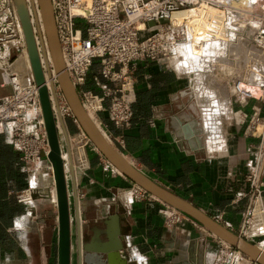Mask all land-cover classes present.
I'll return each instance as SVG.
<instances>
[{
  "label": "crops",
  "instance_id": "obj_1",
  "mask_svg": "<svg viewBox=\"0 0 264 264\" xmlns=\"http://www.w3.org/2000/svg\"><path fill=\"white\" fill-rule=\"evenodd\" d=\"M95 73L93 67L89 78ZM186 78L184 73L158 64L139 63L130 126L116 130L102 112L94 120L135 169L237 234L253 186L260 188L264 200V104L240 102L229 85L222 88L227 89L224 93L217 88L216 95L211 91V95L196 99ZM84 89L98 92L91 82ZM256 117L262 125L255 131L249 126ZM198 118L199 134L191 125ZM69 121H65L68 137L76 131ZM186 126L190 132L187 138ZM85 170L78 187L82 247L93 249L84 253L93 264H106L103 250L111 242L118 255L113 264H214L200 250L201 244L195 247L189 240L190 230L198 227L184 223L167 228L157 199H133L123 205L120 191L132 183L116 176V170L99 154ZM24 173L19 153L7 135L0 134V214L2 206H13L9 213L13 220L6 231L13 228L18 216L17 194L26 185ZM249 178H254V183L248 182ZM71 197L68 191L70 219L74 221ZM253 243H262L264 249V237ZM71 246L70 264H78L80 252L72 225ZM198 252L202 255L197 256Z\"/></svg>",
  "mask_w": 264,
  "mask_h": 264
},
{
  "label": "built area",
  "instance_id": "obj_2",
  "mask_svg": "<svg viewBox=\"0 0 264 264\" xmlns=\"http://www.w3.org/2000/svg\"><path fill=\"white\" fill-rule=\"evenodd\" d=\"M237 2L238 0H50L64 69L85 111L91 112L94 118L97 113H106L113 127L123 131L130 126L133 117L134 74L137 64H158L177 73L204 71L197 67L194 60L197 57L195 48L201 44L194 37L201 36V33L193 31V27L187 23L189 18L184 17L180 23L174 22L175 16L181 12L193 11L200 19L204 17L207 25L212 24L213 30L224 28L234 38L244 37L253 51L259 56L263 55L264 0H251L246 9L235 7ZM209 9L216 11L215 16L208 17ZM234 11L239 12L242 18L232 17ZM244 19L254 24L250 33L242 23ZM207 35L212 36L210 33ZM21 36V24L13 1L0 0V89H10L8 95L0 97V134L7 135L9 144L19 153L20 161L27 166L29 162L41 158L42 153L47 154L48 146L38 88L34 82L24 84L9 59L10 47L19 42ZM93 67H96V73L89 78ZM257 68L260 73H251L248 80L244 76L245 72L233 77V94L240 102L255 100L264 104V62L261 58ZM52 76L62 117L71 120L89 141L72 115L53 72ZM88 82L95 83L98 92L85 90ZM193 86L194 84L189 85L191 89ZM53 112L55 115L54 110ZM211 112L213 113L212 110ZM258 124L260 118L256 117L249 127L255 130ZM247 181L254 183V178ZM129 193L130 199L125 194L121 197L123 205L129 204L133 199H154L136 185H132ZM251 197L238 233L248 242L264 237V200L260 188L253 186ZM160 204L167 228L183 224L187 220L181 212L162 202ZM219 242L224 249L233 252L230 264H237L243 259L239 252L220 240ZM256 245L264 250L262 243Z\"/></svg>",
  "mask_w": 264,
  "mask_h": 264
},
{
  "label": "water",
  "instance_id": "obj_3",
  "mask_svg": "<svg viewBox=\"0 0 264 264\" xmlns=\"http://www.w3.org/2000/svg\"><path fill=\"white\" fill-rule=\"evenodd\" d=\"M17 11L21 29L23 31V38L26 46V52L33 74V80L38 88V99L41 108V116L43 119L44 131L47 139L48 152L41 154L45 157L52 169V177L54 180L55 195H56V264H70L71 262V223L70 208L67 194V182L65 178L64 161L62 160L61 140L59 137V128H61L64 143L66 146V153L69 161L70 182L73 196V210H74V226L76 235V244L80 252V259L78 264H93L89 258L84 255L91 252L93 249H83L82 247V232H81V215L79 210L78 187L81 177L77 176L75 181L73 175L72 152L69 143V137L65 127V121L62 118L59 102L57 100V93L55 85L50 83V93L45 88L44 71L50 77L51 68L46 63V50L43 46V38L47 40L48 52L50 54L52 69L56 75L57 86L60 88L72 115L76 119L80 129L87 136L89 141L99 152L101 156L123 177L129 180L132 184L140 187L146 193L157 199L158 201L174 208L175 210L186 215L205 230L226 243L228 246L239 252L248 262L252 264H264V251L256 244L248 242L247 240L236 235L226 227L207 216L201 210L193 206L188 201L182 199L178 195L172 193L166 188L158 185L139 170L135 169L125 157L114 147L107 142L100 130L96 127L94 122L89 119L84 110L79 95L72 85L65 69L64 64L60 61V45L56 34L54 25L52 7L50 0H12ZM29 3V5L27 4ZM30 8V9H29ZM39 10L42 18V25L44 32L40 30V23L38 21ZM31 12V13H30ZM32 14V18L31 15ZM33 20V23H31ZM34 24V27H33ZM152 25V24H150ZM44 33V34H43ZM36 38L39 41V48L36 43ZM40 49V53H39ZM40 55L44 59V70L40 63ZM193 75L189 74V85H193ZM50 94L55 109L56 117L52 111V104L50 101ZM57 120V121H56ZM191 125L197 128V133H201V120L198 118L196 122H191ZM190 132L186 126L185 137L187 138ZM37 197L41 199H50V195H40L37 192H31V198L35 200ZM114 242H111L104 250L107 261L106 264H113L117 258V248ZM120 257V256H119Z\"/></svg>",
  "mask_w": 264,
  "mask_h": 264
},
{
  "label": "rangeland",
  "instance_id": "obj_4",
  "mask_svg": "<svg viewBox=\"0 0 264 264\" xmlns=\"http://www.w3.org/2000/svg\"><path fill=\"white\" fill-rule=\"evenodd\" d=\"M251 0H238V5L236 4L235 7L246 9L249 5ZM255 2V1H254ZM256 3V2H255ZM29 5V3L27 2ZM36 5V4H35ZM30 9V8H29ZM38 12V11H37ZM32 18V14L30 15ZM34 27V24H33ZM42 31V30H41ZM38 41V39L36 40ZM46 42V41H45ZM43 40V46L45 45L46 50V63L51 66L50 56L48 54V48H46V43ZM40 50V49H39ZM40 53V51H39ZM9 59L11 64L17 61L21 66L19 67V72L21 73V81L24 84H28L30 82H34L31 68L28 65L27 60V52L25 42L23 40V36L19 42L14 43L10 47L9 51ZM40 61L43 63L44 66V59L40 55ZM46 74V72H44ZM189 74L193 75V83L194 86L192 87V92L197 95L196 99L198 98H205L207 94L211 95V91H213L216 95L217 88H220V92H226L228 89V85L231 86L233 82V77L241 76L243 71L239 69V66H226L224 68L214 67L210 71H202L196 73H184L187 77V82L189 85ZM227 87L224 91L222 88ZM214 89V90H211ZM50 91V90H49ZM10 93V89L8 87L0 89V97L8 95ZM212 93V94H214ZM228 92L226 93V95ZM52 109L54 110L52 98ZM58 100V99H57ZM63 103V102H61ZM204 103V102H203ZM206 106V105H205ZM197 112L199 116H201V109L197 107ZM216 113V112H215ZM218 114V113H217ZM91 115V114H90ZM56 117V114L54 115ZM92 116V115H91ZM93 117V116H92ZM64 118V117H62ZM91 118V117H90ZM63 120L68 123V119L65 117ZM57 121V120H56ZM71 123L72 128L76 131L72 132L69 135V143L72 152V160L75 163L77 162V166L81 169L80 177L83 176L85 169L90 166V160L94 158V156L99 154V152L95 149L90 141H87L81 134L78 127ZM262 121H260L261 124ZM99 129L101 127L99 124H96ZM57 126L59 129V137L61 140V148L63 151V159H66V146L64 143V137L59 128V124L57 122ZM260 128V127H259ZM102 130V129H101ZM263 130V129H262ZM103 134V130L101 131ZM81 135V136H79ZM106 136V135H105ZM87 138V136L85 135ZM88 139V138H87ZM107 142L111 144L112 147L115 148L114 144L109 141L108 137L106 136ZM79 149V150H78ZM116 149V148H115ZM80 152V154L78 153ZM65 153V154H64ZM80 157H78L79 155ZM100 155V154H99ZM101 156V155H100ZM103 158V156H101ZM65 163V162H64ZM83 165L84 167H81ZM24 174L26 175V185L22 187V191L18 192L17 194V202L18 208L17 213L18 216L14 219L13 228L7 231H3V226L5 225L6 220H1V228L0 232V264H56V233H52V228L56 225V207H55V195H54V184H53V177H52V170L48 160L45 157H41L39 159H35L27 166L23 164ZM67 175V185L68 191L70 196H72V189H71V182L69 177V171L66 170ZM116 176L123 177L120 173H116ZM134 185V184H132ZM123 188L121 192V196H123L126 192H129L132 188ZM33 188V189H32ZM37 192L40 195L50 194V199H41L37 197L35 200L31 201H24V196L26 192ZM31 195V193H30ZM72 198V197H71ZM73 199V198H72ZM71 199V200H72ZM71 210H73V200ZM2 212L9 215L12 209L9 206H2ZM161 213L164 220V213L161 209ZM186 221L184 223H190L192 226L198 227L195 230H190V241L193 246L198 247V244H201L200 250L205 251V257L208 262H212L214 264H230L231 258L233 256L232 251H228L224 249V246L221 245L219 239L214 237L211 233L205 230L201 225L187 217L186 215L182 214ZM13 220V219H12ZM74 226V221L71 223ZM25 235V236H24ZM236 235H239L238 233ZM24 237V238H23ZM74 238V234H73ZM253 243L252 241H250ZM254 244V243H253ZM197 256H201L202 253L198 252ZM243 259L239 260L237 264H249L248 260H246L242 255ZM252 264V263H251Z\"/></svg>",
  "mask_w": 264,
  "mask_h": 264
},
{
  "label": "bare ground",
  "instance_id": "obj_5",
  "mask_svg": "<svg viewBox=\"0 0 264 264\" xmlns=\"http://www.w3.org/2000/svg\"><path fill=\"white\" fill-rule=\"evenodd\" d=\"M34 3L36 4V0H34ZM37 11H36V14L38 15V21L40 23V30H42V32H44L41 14H40L38 9H37ZM215 14H216L215 10H213V9L208 10V13H207L208 17L215 16ZM232 15H233L232 17H234V18H242V15L239 14V12L236 13V11H234L232 13ZM184 17H186L187 19L189 18L187 23L191 27H193V31L195 33H199V32L201 33V36H197V37L195 36L194 37V38H198L195 40H197V42L200 40V43H201L200 45H198L195 48V54L197 57H194V60H195V64L197 65L198 68L204 69L205 71H207V70L213 69L214 67L224 68V67L229 66V65L239 66V69L241 71L245 72L244 76H246V79H247V77L252 76L251 73H254V74L256 73L255 75H258V73H260V69L257 67H258L260 58L264 62V54L259 56L255 51H253V49L250 47V44H249L247 39H245L244 37L234 38L232 34L225 32L224 28H221L218 31L213 30L212 24L207 25L205 18L203 17V19H200L193 11L178 13L174 18V22L180 23ZM31 23H33V20H31ZM242 23L244 24L246 31L248 33H250L254 24L251 21H247L245 19L243 20ZM208 33H210L211 35H212V33H214V34L212 36H209V35H207ZM22 36H23V31H22ZM36 40H37V38H36ZM43 40H44V42L46 41L45 42L46 48H48L46 38L44 37ZM36 43H37V46L39 48V41H36ZM44 47H45V45H44ZM48 54H49V52H48ZM49 56H50V54H49ZM59 56H60V61L63 64L61 50H60ZM27 60H28L27 61L28 65H30L28 55H27ZM50 60H51V58H50ZM17 61H18V59H17ZM17 61L14 63L13 67L16 70V72L18 74H20V76H22L21 73L19 72V67H18V69L16 68L17 66H21L19 64V62H17ZM40 63H41V61H40ZM51 64H52V62H51ZM41 65H42V68L44 70L43 63H41ZM29 67L31 68V66H29ZM51 67H52V65L50 66V68ZM44 72H46V71H44ZM52 72L54 73L53 69H51V73ZM32 76H33V74H32ZM43 76H44V82H45L44 86L47 89V91L50 93V91H49L50 90V83H52L53 76L50 74V77H48L47 73L46 74L44 73ZM215 92L218 93L219 90H217ZM50 97L52 98V96H50ZM50 101H51V99H50ZM220 108L223 111H225V109H226L225 107H224L225 108L224 109L223 106H221ZM214 109L215 108H213V110ZM52 111H53V109H52ZM54 111H55V109H54ZM86 113H87V116L89 117V119L92 120L94 122V124L96 125L97 122L94 120V117H92L93 114L89 111H86ZM90 114L92 116H90ZM42 122H43V119H42ZM96 127L99 129V127L97 125H96ZM99 130H100V132L102 131L101 129H99ZM101 134L106 139L105 134H103L102 132H101ZM63 157L64 156H63V151H62V160L65 161L64 169H65V178H66V182H67L66 170L69 171V167H68L69 161H68V156H66L67 157L66 159H63ZM72 163H73L74 177H75V181H76L77 176H80V174H81V169H80V167L77 166L76 160H75V163L72 160ZM69 177H70V172H69ZM53 184H54V180H53ZM30 193H31V191L26 192V194L24 196V199H25L24 201H31L32 200ZM67 194H68V185H67ZM54 195H55V187H54ZM124 196L127 197L128 199H130V193L129 192H126ZM54 202L56 204V195H55V201ZM68 202H69V200H68ZM224 244L227 245L226 243H224Z\"/></svg>",
  "mask_w": 264,
  "mask_h": 264
},
{
  "label": "trees",
  "instance_id": "obj_6",
  "mask_svg": "<svg viewBox=\"0 0 264 264\" xmlns=\"http://www.w3.org/2000/svg\"><path fill=\"white\" fill-rule=\"evenodd\" d=\"M7 219V221H6V223H5V225L2 227L1 226V223H0V226L3 228V231H6V229H8V228H10L11 227V217L9 216V215H7V214H5L4 212H2V210H1V214H0V222H1V220H6ZM0 227V228H1ZM2 229H0V232H2L1 231Z\"/></svg>",
  "mask_w": 264,
  "mask_h": 264
}]
</instances>
